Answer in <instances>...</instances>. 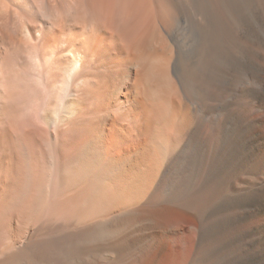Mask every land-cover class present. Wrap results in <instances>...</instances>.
I'll return each mask as SVG.
<instances>
[{
    "label": "bare ground",
    "instance_id": "bare-ground-1",
    "mask_svg": "<svg viewBox=\"0 0 264 264\" xmlns=\"http://www.w3.org/2000/svg\"><path fill=\"white\" fill-rule=\"evenodd\" d=\"M0 17V264H264V0Z\"/></svg>",
    "mask_w": 264,
    "mask_h": 264
},
{
    "label": "rangeland",
    "instance_id": "rangeland-1",
    "mask_svg": "<svg viewBox=\"0 0 264 264\" xmlns=\"http://www.w3.org/2000/svg\"><path fill=\"white\" fill-rule=\"evenodd\" d=\"M17 10H20V8H16ZM9 24V26L11 27V26H13L14 25V22H8L7 20H5V18L4 17H0V28H3V27H5L6 25H8ZM11 51L12 52H14V51H21L20 49H18L17 47L14 49V48H11V49H9V50H7L6 52H5V55L3 56V58H1V60H0V65H2L3 64V59H4V57H6L7 55H9L10 53H11ZM23 52L27 55V56H32L33 55V53H34V50H31V49H24L23 50ZM34 61H36V60H34ZM29 62V63H27V65L25 66V71L27 72V73H30V74H33V75H37L38 76V68H37V63L36 62ZM17 72H20L18 69L16 70ZM24 73V72H23Z\"/></svg>",
    "mask_w": 264,
    "mask_h": 264
}]
</instances>
